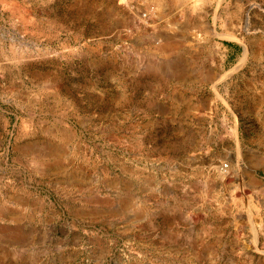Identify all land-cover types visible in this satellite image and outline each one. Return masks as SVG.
<instances>
[{
	"label": "rangeland",
	"instance_id": "rangeland-1",
	"mask_svg": "<svg viewBox=\"0 0 264 264\" xmlns=\"http://www.w3.org/2000/svg\"><path fill=\"white\" fill-rule=\"evenodd\" d=\"M0 264H264V0H0Z\"/></svg>",
	"mask_w": 264,
	"mask_h": 264
}]
</instances>
